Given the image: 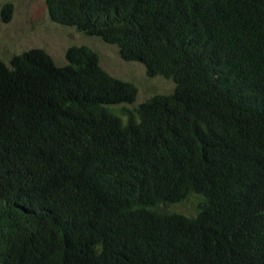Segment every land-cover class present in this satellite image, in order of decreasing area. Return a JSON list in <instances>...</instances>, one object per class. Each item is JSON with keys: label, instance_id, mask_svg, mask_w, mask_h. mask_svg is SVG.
Returning <instances> with one entry per match:
<instances>
[{"label": "trees", "instance_id": "obj_1", "mask_svg": "<svg viewBox=\"0 0 264 264\" xmlns=\"http://www.w3.org/2000/svg\"><path fill=\"white\" fill-rule=\"evenodd\" d=\"M44 2L174 88L129 109L87 46L0 58V264H264V0Z\"/></svg>", "mask_w": 264, "mask_h": 264}, {"label": "rangeland", "instance_id": "obj_2", "mask_svg": "<svg viewBox=\"0 0 264 264\" xmlns=\"http://www.w3.org/2000/svg\"><path fill=\"white\" fill-rule=\"evenodd\" d=\"M6 3L11 4L12 10L10 19L4 22L1 9ZM70 46H87L97 53L102 69L136 87L135 101L124 105L129 109L154 95L169 94L174 88L171 80L160 76L148 77L142 64L122 60L114 45L52 22L44 0H0V58L4 63L8 64L14 55L38 48L44 50L57 66H62L65 64V52ZM120 106H110V112L117 116L116 111ZM194 200L191 197L182 203L167 206L166 210L194 215Z\"/></svg>", "mask_w": 264, "mask_h": 264}]
</instances>
